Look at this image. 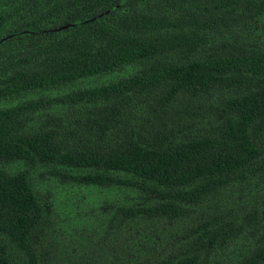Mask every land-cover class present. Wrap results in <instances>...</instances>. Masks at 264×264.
Listing matches in <instances>:
<instances>
[{
    "label": "trees",
    "instance_id": "obj_1",
    "mask_svg": "<svg viewBox=\"0 0 264 264\" xmlns=\"http://www.w3.org/2000/svg\"><path fill=\"white\" fill-rule=\"evenodd\" d=\"M0 264H264V0H0Z\"/></svg>",
    "mask_w": 264,
    "mask_h": 264
},
{
    "label": "water",
    "instance_id": "obj_2",
    "mask_svg": "<svg viewBox=\"0 0 264 264\" xmlns=\"http://www.w3.org/2000/svg\"><path fill=\"white\" fill-rule=\"evenodd\" d=\"M66 25H68V24L60 25V26H58L57 28H58V29H59V28H63V27H65Z\"/></svg>",
    "mask_w": 264,
    "mask_h": 264
}]
</instances>
